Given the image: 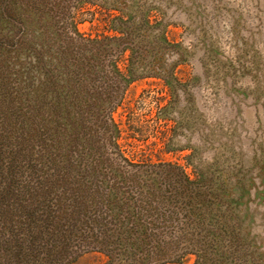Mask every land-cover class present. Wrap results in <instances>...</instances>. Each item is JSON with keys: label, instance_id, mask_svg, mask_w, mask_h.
<instances>
[{"label": "trees", "instance_id": "obj_1", "mask_svg": "<svg viewBox=\"0 0 264 264\" xmlns=\"http://www.w3.org/2000/svg\"><path fill=\"white\" fill-rule=\"evenodd\" d=\"M151 1L0 0V264H264L250 172L171 147L187 59Z\"/></svg>", "mask_w": 264, "mask_h": 264}, {"label": "rangeland", "instance_id": "obj_2", "mask_svg": "<svg viewBox=\"0 0 264 264\" xmlns=\"http://www.w3.org/2000/svg\"><path fill=\"white\" fill-rule=\"evenodd\" d=\"M152 2L157 5L153 13L165 21L187 59L180 75L190 96L181 91L180 103L171 109L168 119L179 124L172 126L171 147L180 150L176 152L180 156L195 155L197 168L238 164L243 172H250L245 216L264 253V0ZM20 56L21 62L10 63L13 88L28 63ZM177 60L178 55L170 59ZM37 73L34 69L33 75ZM163 91L168 89L162 80L138 78L128 90V99L138 101L144 93L159 97ZM183 112L186 123L181 124ZM104 260L91 253L73 264Z\"/></svg>", "mask_w": 264, "mask_h": 264}]
</instances>
